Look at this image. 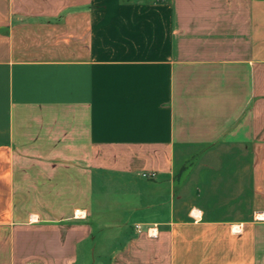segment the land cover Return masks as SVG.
Listing matches in <instances>:
<instances>
[{
	"label": "crops",
	"instance_id": "crops-1",
	"mask_svg": "<svg viewBox=\"0 0 264 264\" xmlns=\"http://www.w3.org/2000/svg\"><path fill=\"white\" fill-rule=\"evenodd\" d=\"M0 264H264V0H0Z\"/></svg>",
	"mask_w": 264,
	"mask_h": 264
},
{
	"label": "built area",
	"instance_id": "built-area-1",
	"mask_svg": "<svg viewBox=\"0 0 264 264\" xmlns=\"http://www.w3.org/2000/svg\"><path fill=\"white\" fill-rule=\"evenodd\" d=\"M138 228V227H137ZM153 237L155 236V235H152Z\"/></svg>",
	"mask_w": 264,
	"mask_h": 264
}]
</instances>
